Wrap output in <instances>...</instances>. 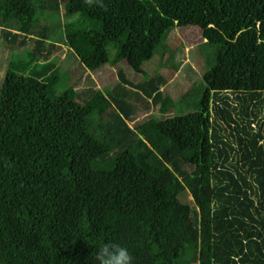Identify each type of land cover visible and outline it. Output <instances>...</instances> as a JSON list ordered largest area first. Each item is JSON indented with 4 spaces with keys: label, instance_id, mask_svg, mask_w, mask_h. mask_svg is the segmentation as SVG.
<instances>
[{
    "label": "trees",
    "instance_id": "trees-1",
    "mask_svg": "<svg viewBox=\"0 0 264 264\" xmlns=\"http://www.w3.org/2000/svg\"><path fill=\"white\" fill-rule=\"evenodd\" d=\"M176 27L210 64L178 100L144 70ZM0 33L29 46L0 89V264H96L107 242L134 264H264V0H0ZM63 46L148 79L76 94L41 77ZM136 97L159 115L140 123Z\"/></svg>",
    "mask_w": 264,
    "mask_h": 264
},
{
    "label": "rangeland",
    "instance_id": "rangeland-1",
    "mask_svg": "<svg viewBox=\"0 0 264 264\" xmlns=\"http://www.w3.org/2000/svg\"><path fill=\"white\" fill-rule=\"evenodd\" d=\"M76 19L77 17H74V20ZM1 36L0 89L13 55L18 53L20 56H25V50L29 47L21 46V41H19L15 47H10ZM59 42L64 43L62 36H60ZM166 42V46L158 50L156 56L144 65V70L148 72L150 77L161 75L166 80V85L162 88L165 96L178 100L190 91L201 87L204 82L205 74L210 70V64L202 48L206 40L199 27L187 29L176 27L169 31ZM57 59L58 63L56 66L46 69L41 77H50L56 69H60L65 75L71 73L74 80L73 82L71 80L70 87L76 94L92 88L103 91L113 89L120 83L118 71L121 68L125 71L128 79L134 84L143 83L148 79L141 74H137L126 62L120 64L117 68H113L110 66L105 54H98L90 61L81 64V61L73 54L72 50L67 46H63V48L57 52ZM197 93L203 96L204 91H202V89L200 91L197 90ZM224 96H229L234 105H239V101L237 100L238 96L231 93ZM73 99L74 105L82 107V101L74 97V94ZM133 100V104L138 109L137 118L140 123L148 121L152 116L159 115V108L153 106L151 101L139 97ZM63 106L65 109L67 108L64 104ZM189 111L192 112L195 110L191 109ZM255 111L260 114L261 121H263L264 102L262 106L255 109ZM173 114L174 111H172L170 115ZM134 126V124H131V127ZM253 127L257 130L259 129V124H255ZM225 129L227 132H225L223 136L234 141V139L229 136L230 129H228L227 126H225ZM181 201L183 204L189 206L190 211L191 208L195 207L194 198L189 193H186V195L181 198ZM191 255L192 253L190 252L189 256ZM191 264L198 263L191 262Z\"/></svg>",
    "mask_w": 264,
    "mask_h": 264
},
{
    "label": "clouds",
    "instance_id": "clouds-1",
    "mask_svg": "<svg viewBox=\"0 0 264 264\" xmlns=\"http://www.w3.org/2000/svg\"><path fill=\"white\" fill-rule=\"evenodd\" d=\"M86 3L103 7V0H86ZM95 261L96 264H134V257L127 246L107 242L99 247Z\"/></svg>",
    "mask_w": 264,
    "mask_h": 264
}]
</instances>
